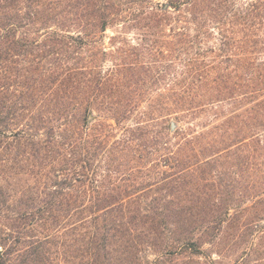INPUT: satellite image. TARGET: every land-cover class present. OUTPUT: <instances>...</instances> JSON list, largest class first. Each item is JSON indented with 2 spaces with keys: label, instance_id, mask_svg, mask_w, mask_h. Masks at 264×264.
Listing matches in <instances>:
<instances>
[{
  "label": "trees",
  "instance_id": "1",
  "mask_svg": "<svg viewBox=\"0 0 264 264\" xmlns=\"http://www.w3.org/2000/svg\"><path fill=\"white\" fill-rule=\"evenodd\" d=\"M108 30L113 41L128 30L142 37L95 52ZM154 50L157 100L137 92ZM0 61L5 138L35 160L48 205L80 204L100 221L102 251L119 242L127 264H139L146 246L159 253L152 264L200 255L201 237L213 241L246 212L249 232L238 238L253 237L235 264H264L254 244L264 230L250 228L264 219V191L231 214L235 194L210 177L246 131L264 127V0H0ZM173 121L203 130L173 131ZM147 164L164 177L146 180ZM160 189L164 200L145 201Z\"/></svg>",
  "mask_w": 264,
  "mask_h": 264
},
{
  "label": "rangeland",
  "instance_id": "2",
  "mask_svg": "<svg viewBox=\"0 0 264 264\" xmlns=\"http://www.w3.org/2000/svg\"><path fill=\"white\" fill-rule=\"evenodd\" d=\"M116 34L115 30H108L105 35H99L101 45L94 51L98 53L105 49L109 53L114 51L115 47L127 48L119 44L122 38L127 40L129 45H133L142 37L139 32L128 30L121 35L118 34L121 37L119 40L113 41L111 38L117 36ZM155 51L152 53L155 61L152 64L150 77L144 79L147 83L141 85L137 92L157 100L164 89L162 76H160L162 59ZM127 52H114V55L121 58ZM98 56L101 58V55ZM111 65L112 58L106 56L100 66L108 70ZM4 83V67L3 62L0 61V257L3 263L127 264L129 259L127 254L122 255L118 251L121 249L119 242L111 240L108 244L106 243L105 251L101 250L100 221L95 220L94 215H91L89 211H83V206L77 204V207L69 210L63 202L55 207L48 205L49 182L39 174L35 160L32 157L28 161L23 160L15 140L12 137L5 138V129L1 123ZM173 122L176 127H190L191 130L188 133L193 135L203 130L197 129L195 124L178 125L175 121ZM160 131L161 128L158 126L155 132L160 134ZM243 138H245L243 142L229 147V156L220 163L221 166L218 163L213 164L215 167L210 176L217 187L219 182H222L235 194L237 202L232 205L231 214L238 208L237 206L240 210L251 206L254 195L264 191V127L251 128L250 131L245 132ZM146 167L152 171L151 177L146 178L149 182L159 178L161 180L164 177V174L154 173L158 169L151 167V164H147ZM177 170L164 167L161 169L169 175ZM221 170L222 174H220ZM124 189L127 188L124 187ZM167 195L166 190L160 189L157 193H150L145 201L150 202L151 199L158 197L164 200ZM241 215L240 222L232 228L224 224L223 229L213 241L207 237H201L199 242L202 254L192 257L174 255L168 257L165 264H235L250 243V237H253L250 235L246 242L239 240L240 232H249L243 224L247 223L251 214L243 212ZM253 224L258 225L253 226ZM250 228H253L252 234H256L258 230H264V219L258 223H252ZM263 236L264 234H260L254 237V244L256 243L261 251H264ZM158 255L159 253L153 249L143 247L139 253V264H152L151 262ZM250 257L254 258L253 254Z\"/></svg>",
  "mask_w": 264,
  "mask_h": 264
},
{
  "label": "water",
  "instance_id": "3",
  "mask_svg": "<svg viewBox=\"0 0 264 264\" xmlns=\"http://www.w3.org/2000/svg\"><path fill=\"white\" fill-rule=\"evenodd\" d=\"M95 116L94 115H91L90 117H89V119L91 120V119H93ZM176 128V124L173 122L172 123V129H175Z\"/></svg>",
  "mask_w": 264,
  "mask_h": 264
}]
</instances>
